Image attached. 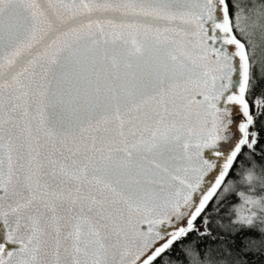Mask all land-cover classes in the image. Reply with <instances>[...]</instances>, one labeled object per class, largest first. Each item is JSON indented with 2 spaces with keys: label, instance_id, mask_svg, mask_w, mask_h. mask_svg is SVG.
I'll list each match as a JSON object with an SVG mask.
<instances>
[{
  "label": "snow or ice",
  "instance_id": "obj_1",
  "mask_svg": "<svg viewBox=\"0 0 264 264\" xmlns=\"http://www.w3.org/2000/svg\"><path fill=\"white\" fill-rule=\"evenodd\" d=\"M262 83L264 0H0V264H264Z\"/></svg>",
  "mask_w": 264,
  "mask_h": 264
},
{
  "label": "trees",
  "instance_id": "obj_2",
  "mask_svg": "<svg viewBox=\"0 0 264 264\" xmlns=\"http://www.w3.org/2000/svg\"><path fill=\"white\" fill-rule=\"evenodd\" d=\"M260 87H262V88H264V83H262L261 85H260ZM259 92V89H257V93ZM234 201H235V203H239L240 201H239V197H238V195L237 196H234ZM232 205H230V207H231Z\"/></svg>",
  "mask_w": 264,
  "mask_h": 264
},
{
  "label": "clouds",
  "instance_id": "obj_3",
  "mask_svg": "<svg viewBox=\"0 0 264 264\" xmlns=\"http://www.w3.org/2000/svg\"><path fill=\"white\" fill-rule=\"evenodd\" d=\"M246 167H251V165H246Z\"/></svg>",
  "mask_w": 264,
  "mask_h": 264
}]
</instances>
